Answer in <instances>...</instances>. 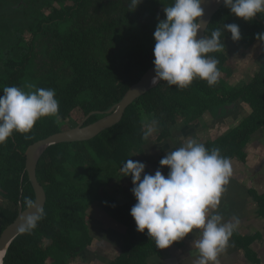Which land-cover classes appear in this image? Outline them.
Wrapping results in <instances>:
<instances>
[{
	"label": "trees",
	"instance_id": "obj_1",
	"mask_svg": "<svg viewBox=\"0 0 264 264\" xmlns=\"http://www.w3.org/2000/svg\"><path fill=\"white\" fill-rule=\"evenodd\" d=\"M173 2L143 0L135 11L129 7L130 0H0V95L6 86L25 92L53 89L60 117L59 121L41 118L31 132L13 133L0 145V237L21 209L29 208L26 198L36 200L26 171L27 148L73 128L92 112L106 113L120 103L154 66L153 33L166 18L164 8ZM231 23L240 27L242 39L238 42L224 30L223 25ZM217 29L225 48L209 54L218 60L221 73L216 85L210 87L196 79L179 90L161 81L128 108L119 124L93 140L57 144L46 151L37 166L38 180L47 194L43 217L31 232H23L11 244L4 264H75L95 242L97 203L119 225H113L121 235L113 264H148L149 258L161 252L146 232L136 230L131 216L136 204L131 191L134 185L121 171L128 159L137 161L146 154L149 142H154V136L143 139V115L158 122L162 131L159 140L163 141L171 136L179 119L196 122L243 98L250 112L243 113L241 123L203 144L208 150L218 148L231 162L247 164V155V160L253 154L264 156V65L241 86L230 59L241 47L257 51L261 42L256 36L264 33V16L245 22L224 5L213 17L206 36ZM104 116L91 115L85 125ZM230 116L240 117L238 110L227 118ZM251 168L244 170L250 182L255 179ZM247 192L258 203L262 218L259 232L244 239L238 236L243 249L251 252V245L264 239V189L262 194L251 189ZM102 225L114 228L105 221Z\"/></svg>",
	"mask_w": 264,
	"mask_h": 264
},
{
	"label": "clouds",
	"instance_id": "obj_2",
	"mask_svg": "<svg viewBox=\"0 0 264 264\" xmlns=\"http://www.w3.org/2000/svg\"><path fill=\"white\" fill-rule=\"evenodd\" d=\"M142 2L130 0L129 7L136 11ZM202 3L203 0H174L171 6L164 8L166 19L158 22L153 33V85L165 81L168 86L183 90L196 79L206 81L210 87L217 84L221 75L218 60L209 54L222 51L225 45L220 29L213 31L210 37L197 39L198 33L206 27ZM223 3L245 22L264 16V0H223ZM223 27L234 42L242 39L238 24ZM256 39L264 43V33L257 34ZM55 96L53 89L25 92L15 86L4 87L0 95V145L13 133L31 132L41 118L55 117L59 121V103ZM156 124L157 121L151 120L144 125L145 141L153 135ZM160 165L170 169L167 177L160 170L154 175L146 174L145 164L132 159L121 168L123 177H130L134 185L132 193L136 204L131 208V216L136 230L146 232L160 250L169 249L195 232L198 235L192 244L198 251L195 264H220L219 256L226 251L240 224L238 217L224 222L220 214H210L220 205L232 176L230 159L223 157L218 148L208 150L204 144L189 139L168 152ZM26 204L30 209L34 207L31 199L26 198ZM42 217V210L29 215L21 232H31Z\"/></svg>",
	"mask_w": 264,
	"mask_h": 264
},
{
	"label": "crops",
	"instance_id": "obj_3",
	"mask_svg": "<svg viewBox=\"0 0 264 264\" xmlns=\"http://www.w3.org/2000/svg\"><path fill=\"white\" fill-rule=\"evenodd\" d=\"M235 107L230 111L234 112ZM226 112L221 111L217 117L207 115L204 120L196 125V128L183 127L177 133L175 140L170 143V146L180 147L187 140L191 139L189 133H195V135H206L205 131L214 124L213 120L223 116ZM218 114V113H216ZM221 114V115H220ZM213 118L212 121L208 120V117ZM228 116V115H227ZM226 116V117H227ZM221 120V119H220ZM210 122L208 125L207 123ZM217 124H215L216 126ZM221 128V127H220ZM205 133V134H204ZM202 134V135H201ZM154 136V132L153 135ZM158 140V138L156 139ZM154 142H149L151 145H155ZM146 153V152H145ZM147 153L141 157H146ZM254 156H257L254 154ZM140 157V156H138ZM232 164V176L229 179V183L225 186V191L222 194L220 205L214 212L210 214H220L223 217L224 222L232 220L233 217H238L240 220L239 227L234 231L229 241V246L226 251L219 256L220 264H264V239L259 242H255L251 245V252L245 251L241 245V240L238 236L244 239L250 236L252 233L259 232L261 216L259 214V207L251 200L247 189L250 187V177H245L244 173L248 165H244L242 162H231ZM251 167V166H250ZM252 176H256L259 171L253 170ZM250 207V208H249ZM95 214L98 216L101 211V204L95 205ZM97 225V226H96ZM95 231L93 236L95 239L94 246H97L96 254L93 260L86 261L79 258L75 264H113V260L118 256L116 252L117 248H120L118 229L112 227H103L102 219L96 221L93 225ZM198 238V235L194 232L186 237L183 241L175 243L172 247L161 252L148 259V264H195V260L198 258V251L192 247L193 241ZM117 240V243L115 241ZM249 254V255H248ZM74 264V263H73Z\"/></svg>",
	"mask_w": 264,
	"mask_h": 264
},
{
	"label": "water",
	"instance_id": "obj_4",
	"mask_svg": "<svg viewBox=\"0 0 264 264\" xmlns=\"http://www.w3.org/2000/svg\"><path fill=\"white\" fill-rule=\"evenodd\" d=\"M224 6L223 0H203L202 7L205 10L204 20L206 21V27L202 29L197 36V39L206 36V31L213 17L220 11ZM155 66L150 68L146 74L141 78L139 82L134 84L129 91L126 93L120 103L106 112V116L97 122L85 125L87 119L93 114H103V112H92L87 118L82 121L77 127H73L69 130L54 134L50 137L42 139L26 150V171L28 173L29 180L35 191L36 200L33 208L20 211L17 219L8 226L0 237V264H4L5 256L11 246V244L23 233L21 232V226L24 224L26 218L32 214H38L39 211H43L47 202V194L45 189L40 184L37 177V166L46 153V151L53 145L63 143H78L93 140L102 132L106 131L119 124L127 109L134 104L139 98L147 94L152 89L156 88L159 84L153 85L151 83L155 76ZM93 247H91L92 249ZM89 250V249H88Z\"/></svg>",
	"mask_w": 264,
	"mask_h": 264
},
{
	"label": "flooded vegetation",
	"instance_id": "obj_5",
	"mask_svg": "<svg viewBox=\"0 0 264 264\" xmlns=\"http://www.w3.org/2000/svg\"><path fill=\"white\" fill-rule=\"evenodd\" d=\"M256 43H259V42H256ZM258 45H260V47H258L257 51L251 52V55L248 57L247 65L245 67L239 65L238 73H234L235 77L240 78V80H237V81L240 82L241 86H243L244 83L249 82L251 74L254 71H256V72L259 71L260 68H262V66L264 65V45L262 43H259ZM239 54L242 55L241 51L239 52ZM239 54H238V56H240ZM258 58L261 59L260 62H258ZM254 60L256 61V64L254 63ZM248 67H249L250 76L248 77V79H245V78H247L246 74H245L247 72L245 69ZM247 74H249V73H247ZM234 82H235V80H234ZM237 105H240L241 108H237L236 107ZM233 107H235L234 108L235 111L238 110V113L240 116L239 118L235 119L233 117L234 116L233 114H231L233 116H230L228 118L226 117L227 115L230 114V111ZM221 111H224L226 113L223 116L216 118V120H213L214 124L211 125V127L205 131V133L207 132V135L201 134L202 136L197 137L195 135V133L190 132L189 133L190 138L196 140L199 143L201 142L203 144V143L207 142L208 140H211L213 137L218 136L217 134L228 133L229 130L236 128L241 123V121H242L241 116L243 115V113H245L247 111L250 112V106L247 104V101L243 100V98H239L234 103L223 106L218 111V114L213 115L212 113L209 112V113H206L203 117H205L207 115L217 117L219 115V113H221ZM103 114H106V113L103 112ZM96 115H102V114H96ZM86 118H84L82 121H84ZM203 120H204L203 118H200L196 122H189L186 120L179 119V122L172 128L171 136L164 139L163 141L159 140V136L161 135V132H162L161 127L159 126V129H157V132H156V130L154 131V140H156L158 138V140H156V142H155V145H148L146 147V153H147L146 157L141 158L143 156H140L139 159L137 160V161H140V162L145 164V166H146L145 173L154 175L157 170H160L162 172V174L165 177H167L170 169H168L166 167H161L160 160L162 158H164L168 154V152L178 148V147L170 146V143L175 140L176 133L183 127H189L190 126L193 129H195L196 125L200 124ZM231 121H234V122L230 123ZM80 123L73 125V127H77ZM157 124H158V122H157ZM215 124H217V125L215 126ZM251 157L252 158L248 159V163L246 165L252 164L253 170H258L259 173L255 176V179L250 183L249 189H251V191H253V192L258 191L260 194H262L263 189H264V183L260 180L261 179L263 180V176H264V174L262 172V170L264 169V156L263 155L261 156L260 154H259V156L258 155L254 156V154H253V155H251ZM256 158H258V159H256ZM246 168L248 169L251 167L247 166ZM254 203H256V202H254ZM257 205H258V203H257ZM98 219H102V221L103 222L105 221L106 224L109 226L116 225V223L113 222L112 218H110L109 216H107L104 213V211L102 210V207H101V211L98 215ZM115 241L117 243L116 239H115ZM97 249H98L97 246H94V244H93V248L84 252V254H82L80 258L84 259L86 261L93 260L94 257L97 256V254H96Z\"/></svg>",
	"mask_w": 264,
	"mask_h": 264
},
{
	"label": "rangeland",
	"instance_id": "obj_6",
	"mask_svg": "<svg viewBox=\"0 0 264 264\" xmlns=\"http://www.w3.org/2000/svg\"><path fill=\"white\" fill-rule=\"evenodd\" d=\"M166 19V18H165ZM230 46H232V48L235 50L236 48L233 46V45H231V44H229ZM241 49H242V51H241V53H242V58H240L239 56H238V51H234L231 55H230V59H231V61L234 63V65H235V73H238V65H239V62H240V64H242V62L244 63V66H246L247 64L245 63L246 62V60H247V58L251 55V48H247V47H241ZM261 61V59L260 58H258V62H260ZM254 63L256 64V61L254 60ZM246 70V72L247 73H249V74H247V73H245L246 74V77L247 78H245V79H248V77L250 76V72H249V67L248 68H246L245 69ZM237 108H240V105H237L236 106ZM152 119L150 118V119H148L147 118V116L146 115H143V122H144V124H146L147 122H150ZM208 120L209 121H212L213 120V118L211 117V116H209L208 117ZM70 123H71V125H73L74 123H75V121H70ZM208 125L210 124V122H208L207 123ZM157 129H159V125L158 124H156V130ZM220 129V128H219ZM262 133H263V131H259L258 132V134L260 135V136H263L262 135ZM207 135V134H206ZM247 157H249L248 155L246 156V157H244V161L245 162H248V160H247ZM256 159H258V158H256ZM247 160V161H246ZM242 163L244 164V165H246L243 161H242ZM132 191V190H131ZM123 199H126V198H123ZM255 205L257 206V202L255 203ZM250 208V207H249ZM116 226H119V225H116ZM116 226H113L114 228H116ZM119 233V232H118ZM117 233V234H118ZM241 243H242V241H241Z\"/></svg>",
	"mask_w": 264,
	"mask_h": 264
}]
</instances>
